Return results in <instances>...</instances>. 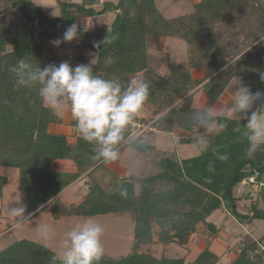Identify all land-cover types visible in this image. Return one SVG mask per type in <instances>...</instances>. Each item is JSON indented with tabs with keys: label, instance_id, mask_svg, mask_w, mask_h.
Instances as JSON below:
<instances>
[{
	"label": "trees",
	"instance_id": "obj_1",
	"mask_svg": "<svg viewBox=\"0 0 264 264\" xmlns=\"http://www.w3.org/2000/svg\"><path fill=\"white\" fill-rule=\"evenodd\" d=\"M55 1L58 17L48 16L35 0H0V166L19 170V201L26 206V214L32 213L34 218L49 208L53 218L60 220L132 213L133 252L119 258L102 256L98 264H223L232 253L236 257L224 264H264V234L252 242L240 241L238 253L227 248L219 255L211 249L222 231L208 221L214 211L228 213L243 224L264 223V149L253 158L246 156L244 122L237 116L222 115L227 127L208 134V150L184 159L176 153L157 151L141 139L130 142L135 134L130 124L120 150L133 148L146 161L154 153L163 155L160 170L146 177L127 176L111 192L94 179L95 172L106 163L92 159V146L81 137L72 145L67 136L50 133L51 125L63 124L62 117L40 102L35 89L14 87L8 71L19 58L41 68L53 63L58 66L61 62L50 42L72 23L79 25L82 20L112 11L109 36L83 44V48L97 53L94 73L121 82L140 75L149 83L144 110L161 116L159 132L182 129L189 133L186 143L198 147L203 130L191 125L188 117L198 110L199 96L208 100L207 105L215 106L230 83H238L237 78L253 93L264 92L260 80L264 47L254 51L264 41V0H200L193 12L173 18L159 9V0ZM98 5L100 10L95 9ZM10 12H16L19 21L10 23L6 18ZM165 38L186 43V65L163 50ZM90 62L80 55L76 65ZM198 70L203 76L195 78ZM141 117L137 115L133 121ZM237 125L240 132L233 130ZM225 153L228 161L217 159ZM57 160L72 161L77 172L54 171L52 164ZM150 167L156 169L153 164ZM88 171V192L82 201L64 203L62 192ZM7 182L0 176V199ZM245 183L250 188L238 196L237 189ZM121 188L127 189V198L120 196ZM240 203L246 212H241ZM202 226L214 240L190 258V245ZM168 247L182 251L170 256ZM54 255L48 246L19 240L0 251V264H52Z\"/></svg>",
	"mask_w": 264,
	"mask_h": 264
},
{
	"label": "clouds",
	"instance_id": "obj_2",
	"mask_svg": "<svg viewBox=\"0 0 264 264\" xmlns=\"http://www.w3.org/2000/svg\"><path fill=\"white\" fill-rule=\"evenodd\" d=\"M80 35L78 25L72 23L64 31L62 40L50 43L59 47L62 43L79 40ZM8 71L13 75L14 87L35 89L40 102L53 114L59 116L70 111L77 133L93 148L92 159L104 163L119 158L126 130L149 99V83L145 79L133 77L121 82L116 77L105 78L94 73L92 61L74 67L64 61L58 66L53 63L41 68L26 58H19ZM237 80L227 111L244 122V136L248 143L246 156L253 158L264 149V92L253 93L239 78ZM260 80L264 82V73H260ZM220 112L215 106L206 105L188 117L191 125L203 130L198 139L202 152L209 148L208 134L219 133L227 127ZM233 130L240 132L241 128L237 125ZM217 159L228 161L229 156L225 153L218 155ZM209 168H212L211 162ZM119 194L127 198L128 191L121 188ZM16 205L9 209V215L15 218L13 227L18 229L32 220L33 214H26L27 208L22 200ZM103 232V226L91 218L75 224L66 234L61 254L51 257L52 264L57 260L61 264H98L104 253ZM38 235L45 241L52 239L51 229L46 224L39 227Z\"/></svg>",
	"mask_w": 264,
	"mask_h": 264
},
{
	"label": "rangeland",
	"instance_id": "obj_3",
	"mask_svg": "<svg viewBox=\"0 0 264 264\" xmlns=\"http://www.w3.org/2000/svg\"><path fill=\"white\" fill-rule=\"evenodd\" d=\"M42 1V7L46 11L49 7V4H53L56 2L55 0ZM196 1L199 0H183L178 3H175L173 0H160L158 6L162 8L166 17L172 18L176 15L192 10V4ZM169 5L174 6L173 8H168ZM52 10L56 11L55 8ZM12 17L15 21L19 20V17L16 14H14V16ZM113 19L114 13L112 11L103 16L87 18L88 22H83L82 24L79 23V25H81L78 26L80 27L79 30L81 33L79 40L73 41L71 43H62L59 47H61V50H63L71 47L72 45L74 46V44L76 46V44L80 45L83 42L89 43L93 41L95 42L97 40H105L109 36ZM91 24H93V26ZM95 28H98L99 34L92 32V29ZM57 39L62 40V37H59ZM261 47H264V41H262L261 46H259L257 49L255 48L254 51L260 49ZM163 50L169 53L177 63L186 65L187 46L185 42L174 38H165L163 41ZM59 52L61 62L70 60L67 59V57L62 56L61 51ZM76 52H78L77 48L75 49L74 55L72 57L73 59H71L70 61L73 60L75 62ZM85 54H87L89 60H92L94 62L96 55L93 52L89 50ZM202 76L203 74L201 72L199 74V77ZM236 85L237 81L234 80L232 84L229 85V87L222 93L220 99L216 102L215 107L221 110V116H230L231 114L227 111V109L232 103L233 91ZM196 95L199 94H195V96ZM197 99L198 110L208 104V100L205 97L199 96ZM153 112L154 111H146V115L141 117L140 120L133 126L135 129V134L131 138L130 142L137 143V141L141 139L145 142L146 145L154 146L157 151L166 152L169 155L172 153H176L180 159L190 158L200 153L201 150L198 147L186 143V141H188L189 139L186 138L189 133L185 132L182 129L178 128L171 133H162L160 135L157 134V132H159L157 123H159L158 120L161 116L155 117ZM207 138L208 140H210L211 136L208 135ZM125 153V155H122V158H119L115 161L116 164H118V162L121 163V168L115 170L111 168L112 166H114V164L111 163L110 165L109 162L106 163L105 168H101L98 173L94 175V179L108 191L113 192L119 186L121 180L123 178H127V176L141 175L146 177L145 175L147 173L148 175L154 174L160 170L159 162L162 160L163 155L154 153V155H151V157L146 161V159L143 158L141 154L136 152L133 148H126ZM148 162L155 165L156 169L153 170V167L151 168ZM111 169H113V171ZM107 170L111 171V173H107ZM0 172H3L5 176H8L10 179V183L5 189L4 198L0 200V207L3 208L4 215L8 217L6 218V220H15L14 217L9 215V209L17 206L16 203H18V171L14 169L0 168ZM249 188L250 186L248 183L241 185V187L237 189L238 196L246 193ZM254 189L256 190L257 187ZM87 192L88 186L85 184V182L80 181L71 188L67 189L61 196V200L66 204H78L82 201ZM239 205L241 212H246L244 204L240 203ZM85 218H91L94 222L101 224L104 228L102 236V243L104 247L103 256L110 258H119L133 252V233L135 218L132 213L99 215L95 217L71 216L63 217L60 220H55L53 218L51 209L49 208L32 218V220H30L23 227L18 229L15 228L13 234L0 235V251L16 241L30 240L48 246L59 256L63 250L67 232H69L75 226V224L83 223ZM208 221L215 224L217 227L222 228L219 238L211 244V249L219 255L224 253L227 248L231 249L235 253H238L237 249L239 248V246L237 245L240 241L252 242L253 239H257L264 234L263 222L256 221L253 224H243L233 218L230 214L221 212L219 210L210 213L208 215ZM44 224L48 225L51 229V240H42L38 235L39 227ZM6 228V221H4L3 225L0 226V232L3 234ZM157 233L158 230L156 229L155 234ZM210 240H214V237H212L211 233L205 228V226H202L197 235L194 236L193 241L190 245V248L194 249L190 258L192 256L195 258L200 250L204 249L207 246V243ZM166 251L168 255L172 256L176 251L181 253L182 250L178 249L177 247H168ZM235 257V255L233 257V255L228 254L222 262L223 264L229 263L231 259H234Z\"/></svg>",
	"mask_w": 264,
	"mask_h": 264
},
{
	"label": "crops",
	"instance_id": "obj_4",
	"mask_svg": "<svg viewBox=\"0 0 264 264\" xmlns=\"http://www.w3.org/2000/svg\"><path fill=\"white\" fill-rule=\"evenodd\" d=\"M74 1H80V0H74ZM102 2H104L103 0H101ZM113 1H117V0H113ZM160 1V0H159ZM159 1H158V3H159ZM175 3H178V2H180V1H183V0H173ZM35 2L39 5V6H41L42 7V3H43V1L42 0H35ZM200 2V0L199 1H196V2H194L193 4H192V10H190L189 12H186V13H182V14H179V15H176V16H174V17H177V16H181V15H185V14H189V13H191V12H193V10H194V5L195 4H197V3H199ZM46 4V3H45ZM173 6L174 5H169L168 6V8H173ZM164 7H166V6H164ZM43 8V7H42ZM56 9V11H54V10H52V9ZM95 9L96 10H100L101 9V5H98V6H95ZM159 9L163 12V10H162V8H160L159 7ZM43 10L45 11V13L48 15V16H53V17H58L59 16V14H60V12H59V9L57 8V6H56V2L55 3H53V4H49V7L47 8V11L43 8ZM49 11V12H48ZM53 13H54V15H53ZM164 13V12H163ZM14 14H16L17 16H18V14L16 13V12H10L9 14H7V16H6V18H7V20L10 22V23H15V22H17V21H19V20H17V21H15L14 20V18L12 17V16H14ZM164 15H165V13H164ZM101 16H103V15H101ZM166 16V15H165ZM19 17V16H18ZM168 18V17H167ZM173 18V17H172ZM93 20V19H92ZM83 22H88V20L87 19H85V20H82L81 22H80V24H82ZM113 22V21H112ZM92 26H93V24H91ZM78 26H81V25H78ZM64 28V27H63ZM78 28H80V27H78ZM93 28V27H92ZM93 31L92 32H95V33H97V34H99V30H98V28H95V29H92ZM60 38L61 37H63V35H61V36H59ZM58 37V38H59ZM89 44V43H91V42H89V43H86V42H83V43H81L80 45H78V44H76V46H75V44H74V46L72 45L71 47H68V48H66V49H63V50H61V47H59V48H56L55 46H53L52 44V48H53V50H54V52L56 53V55H57V57H58V59H59V61H60V52L59 51H61V54H62V56H65V57H67V59H73L72 57H73V55H74V52H75V49L77 48L78 49V52H76V60H75V62L72 60V61H70V60H67V62L68 63H70L73 67L76 65V63H77V59H78V57L80 56V55H83V56H85L86 58H88V56H87V54H85L86 52H88L89 50L91 51V52H93L96 56H97V53L95 52V51H93V50H91V49H88V48H83V44ZM78 45V46H77ZM162 47H163V44H162ZM64 54V55H63ZM89 59V58H88ZM90 61H92V60H90ZM95 61H96V57H95V60H94V62L92 61V64H94L95 63ZM61 62V61H60ZM201 73V71H195L194 72V77L195 78H199V74ZM203 74V73H202ZM133 77H141L140 75H137V76H133ZM132 77V78H133ZM233 82V81H232ZM232 82L230 83V85L232 84ZM140 116H145L146 115V111L144 110V108H143V110L140 112V114H139ZM61 117H62V119H63V124H60V125H51L50 126V128H49V131H50V133H54V134H62V135H65V136H67L68 137V139H69V141H70V144H72V145H75L76 143H77V139H78V137H80V135L77 133V131H76V129H75V121H74V119L72 118V115H71V112L70 111H66L65 113H63L62 115H60ZM137 122H132L131 123V125L132 126H134L135 124H136ZM162 133H167V132H157V134H162ZM126 148H130V147H125L123 150L121 149L120 150V155H119V158H122V155H125L126 153H125V151H126ZM118 158V159H119ZM117 159V160H118ZM111 163H113L114 164V166H112L111 168H113V169H118V168H121L122 166H121V163H119L118 162V164H116V162L115 161H113V162H110V165H111ZM0 168H2V169H14V170H17L18 171V178H17V182H18V187H19V170L18 169H16V168H11V167H5V166H0ZM52 169L54 170V171H56V172H66V173H76L77 172V168H76V166H75V164L72 162V161H69V160H57V161H54L53 162V164H52ZM113 169H111L112 171H113ZM125 169V168H124ZM98 171L99 170H97L96 172H95V174L94 175H96V173H98ZM88 173H90L89 171L88 172H86L85 174H82L74 183H72L69 187H67L63 192H62V194H61V196L64 194V192L67 190V189H69V188H71L72 186H74L76 183H78V182H85V184L87 185V182H88ZM0 176L1 177H5L7 180H8V182H7V184L4 186V188H3V195H2V198L0 199V200H2L3 198H4V194H5V189H6V187L9 185V183H10V179H9V177L8 176H5V174L3 173V172H0ZM19 190V189H18ZM87 194V193H86ZM17 200H18V202H19V192H18V198H17ZM65 203V202H64ZM0 211H1V216H0V226H2L3 225V223H4V221H6V225H7V228L4 230V233L2 234L1 232H0V235H5V234H13V232H14V230H15V228L12 226V225H14V223H15V220H11V219H7L6 220V218H8V217H6L5 215H4V210H3V208L2 207H0ZM45 211V210H44ZM194 250V249H193ZM201 250H203V249H201ZM193 253V252H192ZM231 255H233V257H234V255L236 256V254H231Z\"/></svg>",
	"mask_w": 264,
	"mask_h": 264
}]
</instances>
